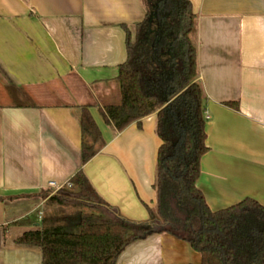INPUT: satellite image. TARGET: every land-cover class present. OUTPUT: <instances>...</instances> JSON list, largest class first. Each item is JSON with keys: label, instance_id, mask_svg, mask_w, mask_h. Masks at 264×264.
Returning a JSON list of instances; mask_svg holds the SVG:
<instances>
[{"label": "crops", "instance_id": "crops-1", "mask_svg": "<svg viewBox=\"0 0 264 264\" xmlns=\"http://www.w3.org/2000/svg\"><path fill=\"white\" fill-rule=\"evenodd\" d=\"M189 2L208 147L196 187L211 210L245 197L264 206V0ZM144 16V0H0V264H42L41 249L17 239L59 206L40 194L78 170L123 216L144 221L147 208L156 211V112L122 131L103 115L120 102L123 25L133 38ZM84 107L101 144L82 164ZM200 261L186 241L154 233L116 263Z\"/></svg>", "mask_w": 264, "mask_h": 264}, {"label": "trees", "instance_id": "trees-1", "mask_svg": "<svg viewBox=\"0 0 264 264\" xmlns=\"http://www.w3.org/2000/svg\"><path fill=\"white\" fill-rule=\"evenodd\" d=\"M145 16L134 37L125 31L126 60L118 66L120 102L103 115L117 131L156 112V211L136 221L98 195L82 170L51 193L50 204L78 208L72 214L44 218L40 230L17 242L38 246L42 264H117L130 243L166 233L190 244L200 264H264V206L251 197L211 210L196 187L206 146L205 98L197 76V54L190 40L195 15L189 0H144ZM225 105L238 110L237 102ZM81 162L101 144L100 131L83 108ZM91 138V143L88 142Z\"/></svg>", "mask_w": 264, "mask_h": 264}, {"label": "rangeland", "instance_id": "rangeland-1", "mask_svg": "<svg viewBox=\"0 0 264 264\" xmlns=\"http://www.w3.org/2000/svg\"><path fill=\"white\" fill-rule=\"evenodd\" d=\"M56 205V204H53ZM78 208L71 207V206H56L54 210H51L50 213H48L45 217L47 219H50L51 217H57L61 216L63 214H72L73 212L77 211Z\"/></svg>", "mask_w": 264, "mask_h": 264}, {"label": "built area", "instance_id": "built-area-1", "mask_svg": "<svg viewBox=\"0 0 264 264\" xmlns=\"http://www.w3.org/2000/svg\"><path fill=\"white\" fill-rule=\"evenodd\" d=\"M52 186L56 188V190H55V191H57L58 189H60L61 187H63V186H61V187H58V186H56V185H53V184H52ZM66 186H67V187H69V188L71 187L70 183H69L68 185H66ZM55 191H54V192H55Z\"/></svg>", "mask_w": 264, "mask_h": 264}]
</instances>
